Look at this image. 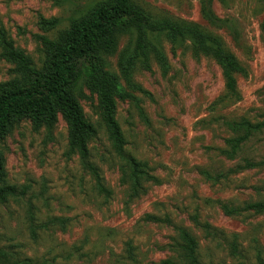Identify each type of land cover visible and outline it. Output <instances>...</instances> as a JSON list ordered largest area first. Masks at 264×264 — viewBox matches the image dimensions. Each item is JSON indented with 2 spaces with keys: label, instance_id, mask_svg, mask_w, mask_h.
Listing matches in <instances>:
<instances>
[{
  "label": "rangeland",
  "instance_id": "obj_1",
  "mask_svg": "<svg viewBox=\"0 0 264 264\" xmlns=\"http://www.w3.org/2000/svg\"><path fill=\"white\" fill-rule=\"evenodd\" d=\"M104 0H0V29L41 70L46 58L42 38L57 39L72 20ZM208 1V0H206ZM222 23L213 27L200 0H139L155 19L196 24L220 36L245 68L237 78L241 99L230 102L218 64L196 55L189 44L176 49L166 39L161 50L168 69L150 59L133 75L138 90L127 87L118 67L128 37L108 57L107 70L133 96L117 101L116 119L126 152L148 166L150 177L133 197L124 162L115 153L99 98L84 89L80 105L96 129L88 147L105 192L83 169L69 145L70 128L62 114L48 131L24 119L0 139L8 184L22 193L0 204V264L32 259L39 264H159L181 262L175 227L187 229L199 244L203 264H264V213L229 217L223 205L242 208L264 204V166L240 171L217 182L213 176L243 165L244 158L264 160V136L254 140L235 161L223 151L234 135L224 121L264 120V5L259 0H209ZM58 20L55 29L43 22ZM15 77L14 66L0 54V84ZM159 221H154V219ZM64 220V226L56 220ZM195 220L218 235L207 237ZM237 238L240 256L228 244Z\"/></svg>",
  "mask_w": 264,
  "mask_h": 264
},
{
  "label": "trees",
  "instance_id": "obj_2",
  "mask_svg": "<svg viewBox=\"0 0 264 264\" xmlns=\"http://www.w3.org/2000/svg\"><path fill=\"white\" fill-rule=\"evenodd\" d=\"M139 0L99 1L88 13L72 20L70 26L57 39L42 38L46 55L43 67L37 69L33 60L15 43L4 29H0V54L14 66L15 77L0 84V139H3L18 122L29 119L35 130L51 131L58 122L59 114L69 125V145L77 154L83 169L96 181L103 193L105 188L99 169L90 160L88 143L95 137V127L85 120L80 105L84 89L98 96L103 118L108 128L115 153L125 165V173L131 186L132 196L139 197L143 182L150 177L148 166L126 152V140L116 119L117 101H126L133 96L121 83L120 78L107 70V58L118 53L120 40L128 37V43L120 52L118 67L127 87L138 90L133 75L137 68H150L151 58L168 69L166 55L161 50V40L166 39L174 48L180 49L189 44L196 55L214 60L222 70L225 82L226 99L238 102L241 99L237 78L246 70L237 57L226 47L224 40L196 24L181 22L172 18L155 19L146 11ZM202 13L213 27L221 28L223 22L214 14L211 2L200 0ZM264 5V0H259ZM58 20L43 22L44 29H55ZM264 34V22L262 24ZM234 135L226 141L223 155L235 161L247 147L259 137L264 136V120L252 122L248 119L224 121ZM264 166V160L257 162L244 158L243 165L228 173L213 176L202 172L209 181L224 180L240 171L254 170ZM156 181V180H155ZM16 186L8 184L5 162L0 152V204L21 196ZM225 215L237 216L247 212L264 213V204H248L240 207L223 205ZM154 221L156 218H152ZM64 226V220H56ZM195 224L205 231L207 237L218 235L209 225ZM180 242L181 262L165 260L159 264H203L199 257V244L185 228L175 227ZM237 238L227 246L234 258L240 256ZM132 263H136L132 248L129 250ZM13 264H39L32 259L18 260Z\"/></svg>",
  "mask_w": 264,
  "mask_h": 264
}]
</instances>
